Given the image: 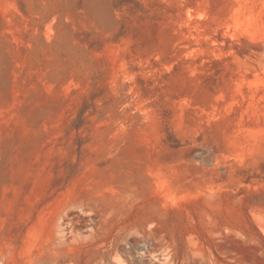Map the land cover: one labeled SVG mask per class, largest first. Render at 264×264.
<instances>
[{
    "label": "rangeland",
    "instance_id": "rangeland-1",
    "mask_svg": "<svg viewBox=\"0 0 264 264\" xmlns=\"http://www.w3.org/2000/svg\"><path fill=\"white\" fill-rule=\"evenodd\" d=\"M0 264H264V0H0Z\"/></svg>",
    "mask_w": 264,
    "mask_h": 264
}]
</instances>
